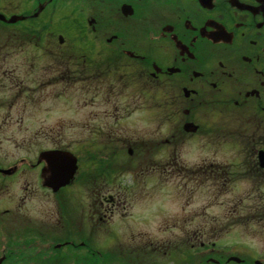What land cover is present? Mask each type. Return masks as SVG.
<instances>
[{
  "label": "flooded vegetation",
  "instance_id": "flooded-vegetation-1",
  "mask_svg": "<svg viewBox=\"0 0 264 264\" xmlns=\"http://www.w3.org/2000/svg\"><path fill=\"white\" fill-rule=\"evenodd\" d=\"M66 85L111 142L83 145L74 179L54 191L39 157H2L1 134L16 151L19 97L59 99ZM135 117L152 136L113 142ZM184 148L211 153L198 163L207 174H162L184 166ZM261 151L264 0H0V264H264L222 238L224 224L211 232L207 206L163 223L160 199L162 182L220 190L242 166L264 179Z\"/></svg>",
  "mask_w": 264,
  "mask_h": 264
},
{
  "label": "rangeland",
  "instance_id": "rangeland-1",
  "mask_svg": "<svg viewBox=\"0 0 264 264\" xmlns=\"http://www.w3.org/2000/svg\"><path fill=\"white\" fill-rule=\"evenodd\" d=\"M39 74L40 72L35 74V77ZM65 88L64 96L59 99L55 98L53 89L49 91L47 99L41 96V101H31V95L26 93L19 97L18 116H24V118L23 125L21 127L19 125V130H16L17 149L15 151L11 145L9 139L11 131L3 130L1 134V155L3 158H10L11 153L15 154L16 152L17 158L35 160L40 151L53 145H59L77 153L83 145L110 141L108 133L110 130H91L92 127L104 126L105 118L100 115L96 117L95 108L90 107L91 103H85L82 100L85 99L86 88L82 87L81 108H78L76 87L66 85ZM131 120L137 121L134 122V125L130 124L127 130H113V142L121 136L146 140L152 136L154 130H149L152 125L147 120L142 121L137 117ZM40 127H44L45 130ZM162 131L166 132V130ZM152 153L151 151V156ZM210 156L211 153L201 149L184 148L181 154L184 166L171 168L163 164L162 174L204 176L207 173L198 163ZM133 157H137L136 153L133 154ZM133 157L130 158L134 159ZM227 158L231 159V156ZM237 168L235 173H240L245 177L221 187L224 193H220L221 189L219 190L216 183L202 182L201 178L188 183V186H183L184 183L179 180H174V183L162 182L160 199L162 212L165 213L162 215L163 223L172 216L166 215L167 212L180 211L185 207L201 209L207 206L211 232L215 230H213L214 224H224L220 227L223 228L220 231L222 238L238 240L248 247L256 248L259 254L264 255V179L257 177L259 172L250 171V166ZM231 171L233 172V168ZM125 173H132V169H128ZM149 173L153 174L154 172L151 170ZM14 189L20 190V184L14 185ZM252 216L259 217L252 219ZM168 222L172 223L171 219ZM233 223L239 225L228 226ZM174 232L179 233V230L175 229ZM165 234V231H162L161 237H172L165 236Z\"/></svg>",
  "mask_w": 264,
  "mask_h": 264
},
{
  "label": "water",
  "instance_id": "water-1",
  "mask_svg": "<svg viewBox=\"0 0 264 264\" xmlns=\"http://www.w3.org/2000/svg\"><path fill=\"white\" fill-rule=\"evenodd\" d=\"M46 162L44 172H48L45 185L58 190L74 178L77 168V157L67 150H49L40 154V161ZM260 165L264 167V151L260 152Z\"/></svg>",
  "mask_w": 264,
  "mask_h": 264
},
{
  "label": "trees",
  "instance_id": "trees-1",
  "mask_svg": "<svg viewBox=\"0 0 264 264\" xmlns=\"http://www.w3.org/2000/svg\"><path fill=\"white\" fill-rule=\"evenodd\" d=\"M261 215V214H260ZM264 215V214H263ZM259 216H256L255 218H258Z\"/></svg>",
  "mask_w": 264,
  "mask_h": 264
}]
</instances>
